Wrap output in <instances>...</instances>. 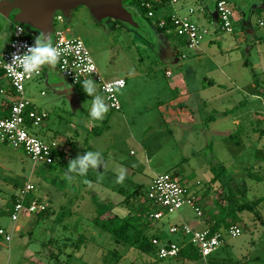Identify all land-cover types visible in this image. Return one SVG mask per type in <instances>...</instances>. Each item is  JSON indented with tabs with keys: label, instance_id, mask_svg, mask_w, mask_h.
I'll return each instance as SVG.
<instances>
[{
	"label": "rangeland",
	"instance_id": "rangeland-1",
	"mask_svg": "<svg viewBox=\"0 0 264 264\" xmlns=\"http://www.w3.org/2000/svg\"><path fill=\"white\" fill-rule=\"evenodd\" d=\"M205 1L210 6L212 17H215L214 6L217 0ZM227 1L234 8L231 16L234 30L232 34L220 30L217 36L215 35L216 24L203 17V0H190L189 7L196 11L192 20L211 31L202 44L203 48L209 45L218 51L221 63L226 59L235 62L239 58L249 62L250 66L243 68L244 73L241 70L242 74L238 75L236 85L227 83L230 89L236 90V86L243 88L256 76L264 80V25H261V22H264V1ZM169 10L170 7L162 8L154 18H149L130 8L140 29H134L114 19L96 21L86 6L69 7V11H72L71 18L65 19L64 24L55 23L56 28L66 32L68 37H79L85 42L103 78L126 79L128 86L125 91L134 94L130 100L128 98L129 103L126 105L127 94L121 91L123 110L117 112L108 107L109 110L102 121H93L89 117L93 97L83 92L82 85L70 84L62 78L56 66L42 67L43 75L26 83L25 97L48 113V119L33 128L32 134L50 143L51 140L45 139L39 133L46 131L62 146L68 145L65 141L68 140V143H73L69 146L74 147V152L84 148L91 150V145H88L91 141L89 138H95L100 150L109 148L112 156L101 155L103 165L90 169L86 176H75V179L70 181L65 176L68 166L62 165L61 158L57 157L53 165L35 164L25 152L0 142V264H34L35 261L51 264L46 256L48 250L57 253L61 249L75 254L70 264H116L107 257V250H118L122 258L119 264H147L134 247L117 245L111 234L96 226L93 219L101 205L114 207L116 202L126 198L115 188L124 187L128 194H132L137 185H141V196L137 204L142 205L144 200H147L154 173L176 175L183 185L202 193L200 195L206 206L203 215H207L210 221L220 216L219 205L227 204V185L237 189L238 197L246 202L264 196V154L255 156V152L250 151L247 138L253 130L251 131V127L246 129L250 126L248 122H243V127L234 128L233 114H230L226 119V126H222L224 120L213 125L207 118L214 115V112L207 110L199 114L201 119L196 125L177 128V124L173 122L163 124L160 115L146 112V105L151 99L145 91L148 90L151 78L156 76L159 87L167 85V66L165 62L159 63V60L166 58L170 46L167 39L157 30V23L163 12ZM13 27L8 20L0 17V51L11 41ZM27 30L33 34L34 39L39 34L31 28ZM245 34L247 36L243 38ZM218 36L221 40H217ZM173 37L169 36L168 39L173 42ZM234 38L245 40L237 45L240 50H231ZM51 40L53 43V39ZM229 48L231 51H228ZM180 51L186 55L187 58L183 60L186 63H191L198 57L196 50L187 46H181ZM209 51L206 50L205 54ZM179 57L181 58V55ZM231 66L235 67L234 64ZM172 69L177 73L181 67ZM221 71L224 73L223 69ZM66 86H71L70 94L65 90ZM97 94L103 96L98 85ZM73 95L80 96L82 107L87 114L78 109L74 110ZM155 111L157 113V110ZM255 114L256 110L252 112L251 118L255 117ZM246 117L250 120L249 114ZM145 118L152 121V128L149 129V124L144 122ZM70 120L75 126H72ZM79 120L84 121L86 130H81L80 127L79 131L76 129ZM112 123V129L109 131L108 125ZM213 126H216L219 133L212 130ZM202 127L203 130H198ZM193 134H202L199 142L193 138L190 143ZM131 135L134 140L130 138ZM257 143L258 136L254 140V149L258 147ZM118 156L130 166L133 165L134 173L129 174V181L124 179L118 183L117 176L106 172L109 168L116 171L121 167L114 160ZM73 158L67 157L65 161L69 163ZM261 165L263 168L258 169ZM28 181L35 185L36 195L51 209L50 214L45 218H38L37 215L22 216L14 223L10 215L13 206L11 195L18 194ZM56 187H66L67 198L58 194ZM60 197L66 200L62 201ZM129 208L132 209V206ZM257 210L261 212L263 222L253 213L240 214L242 220L239 224L244 227V232L237 238L225 236L224 245L209 259H196L191 264L227 261L235 264H264V203ZM61 212L70 213L62 215L64 217L59 219ZM197 218L194 210L185 206L178 213L164 217L155 225L162 226L167 232L171 225L181 226L183 219L191 222ZM154 232V229L149 230L148 236H152ZM81 235L86 237L84 243L79 241ZM7 236H11L10 241L6 240ZM170 238L176 240V236L171 235ZM77 247L84 248L77 252ZM80 254L83 256L81 259ZM144 258L153 263L156 261L155 264H180L172 260H158L156 256L144 255ZM66 259L61 258L63 262L60 264H66Z\"/></svg>",
	"mask_w": 264,
	"mask_h": 264
},
{
	"label": "built area",
	"instance_id": "built-area-1",
	"mask_svg": "<svg viewBox=\"0 0 264 264\" xmlns=\"http://www.w3.org/2000/svg\"><path fill=\"white\" fill-rule=\"evenodd\" d=\"M178 2L179 0H170V3ZM144 6L149 10L148 17L154 18L156 13L152 10V4L146 3ZM216 11L222 30L232 34L234 32L231 22L233 6L227 0H218ZM195 12V9L191 8L188 15L171 14L167 16L168 19L161 18L157 23V28L162 30V34L166 37L174 36L183 40L190 49H197L211 31L192 20L191 17ZM56 22L64 24L65 19L61 14L56 15L52 36L53 45L60 52L57 63L60 75L77 86L82 85L84 79H94L108 107L117 112L121 111L122 104L118 91L126 87V80L103 78L85 42L79 37H68L66 32L56 28ZM19 29H23L20 34H18ZM34 40L27 26L14 23L9 46L0 55V68L4 72L13 95L8 112L0 114V142L15 150L25 152L35 164L53 165L55 163L54 152L58 149V144L45 142L31 133L33 128L46 121L48 114L45 111H38L25 97L26 83L40 78L43 75V68L38 74L28 76L19 63L15 66L11 65L13 54L23 53L27 46L34 45ZM167 74L171 75L170 72ZM0 93L4 94L5 89L1 88ZM147 200L150 205L148 218L154 224L161 222L166 216L178 213L185 206L192 208L197 217H203L198 194L183 185L178 176L170 173L153 175L147 192ZM12 207L11 218L14 223L18 222L22 216L39 215L48 209V205L36 195V187L30 181L19 190L17 200ZM242 233L243 229L239 225L231 226L225 234L222 232L211 234L209 228L197 230L184 223L181 226H171L168 231L169 235L183 239L182 243L166 237L161 240L153 238L152 245L158 260L179 261L180 253L187 245L195 246L203 259H209L224 245L225 236L237 238ZM6 240L10 241L11 236H7Z\"/></svg>",
	"mask_w": 264,
	"mask_h": 264
},
{
	"label": "crops",
	"instance_id": "crops-1",
	"mask_svg": "<svg viewBox=\"0 0 264 264\" xmlns=\"http://www.w3.org/2000/svg\"><path fill=\"white\" fill-rule=\"evenodd\" d=\"M189 1L190 0H179L178 3H170V5L167 6V7H170V10L163 12L162 18L167 17L171 14L188 15L189 10L191 9V7H189V4H190ZM216 2L214 6V12L216 15L215 17H212L211 11L209 9L210 6L208 5V3H206L205 0H203L202 8H203V13H204L203 17H206L212 23L216 24L217 28L216 30H214V32H215V35L217 36L218 34L217 32L220 30L221 31L223 30L221 28V25L219 24L218 14L216 11ZM186 11H188L187 14H184ZM215 20L218 22V24L217 22H213ZM261 23H264V22H261ZM159 33L165 39H167V42H169L168 44L170 46V51L168 52L166 50L167 51L166 58L163 59L162 57L159 60V63L160 61L165 62L167 66L165 69V78L167 79V85L166 87L165 86L159 87L160 85L157 84L156 82V78H155L156 76L151 78V80L149 81L148 90L145 91V93L149 95L151 99V102H148L146 105L147 106L145 108L146 112H148L149 114L152 113V115H160V117L162 118L163 124H169L173 122L177 124L178 126V127L176 126L177 128H179V126L187 128L193 124L196 125L201 119V117H199V114L207 110H212L214 112V115L207 118L208 119L207 121H209L210 124H213V125L224 120L225 122H223L224 124L222 126H226L227 117L230 114L231 115L233 114L234 120H233L232 125L234 128L243 127L244 126L243 122L245 123L248 122L250 126H247L246 129L251 127V131L253 130L252 133L251 132L249 133L248 138H247V144L249 145L250 151L255 152V156H260V155H257L259 153L264 154V80L261 77L258 78L256 76L253 79H251V82L246 84L243 88L236 86V90L233 88L230 89L227 86V83H232V85H236L238 81L237 80L238 75L242 74L243 68L246 69L248 66H250V65H247V63L249 62L245 61L244 58H239V60L236 59L235 62L234 61L230 62L229 59H226L224 60L223 63H221L220 59H218V55H217L218 51H216L214 48H212L209 45H206L207 47H204V48L201 45L199 48L195 49L198 54L197 55L198 57L195 58L193 61H191V63H186L183 60H185L187 57L184 53H181L180 51L181 46L183 45L187 46L186 43L183 40L176 38V37H173L172 38L173 42H171L169 40L170 38L168 39V37L163 35L160 31ZM246 36L247 35L245 34L243 38H246ZM243 38L240 40L234 38L233 42L231 43V46H232L230 47L231 50L232 49H236V51L240 50V48L237 47V45L243 43V41L245 42ZM217 40H221V37L218 36ZM8 46H9V43L6 44V47L3 51H0V55L4 51L7 50ZM230 48L228 49V51H231ZM206 50H210V51L207 54H205ZM247 53H249V51H247ZM180 55L182 59L179 57ZM233 64L235 65V67L231 66ZM172 67H175V68L181 67V70L177 73H174ZM56 69L58 70V64L56 65ZM222 69L224 73L221 71ZM168 72L171 73L170 76L167 74ZM262 74H264V69L262 70ZM127 86H128V82L124 89L118 91V96L120 95L121 91L122 93L124 92L127 94V102H125L126 105L129 103L128 98L130 100L134 94V93L125 91L127 90L126 89ZM1 88L5 89V93L4 94L0 93V114H5L8 112L10 101L13 99V95L11 94V88L8 85V82L5 76H0V89ZM42 94L44 95L45 93L43 92ZM72 97L74 98L73 99L74 101L73 105L75 106L74 110L78 109L80 111L85 112V114H87L86 110L83 109L82 107L80 96L73 95ZM120 97L121 95L119 96V99ZM32 104L38 111H45L43 108L37 106L34 102H32ZM121 104H122V110H123V103L121 102ZM252 108H255V109H252ZM155 110H157V113ZM255 110H256L255 117L252 116L251 118V114ZM248 114H249V119L251 121L248 120L246 117ZM143 120L144 122L148 123L149 126L152 123L151 120L148 121L146 120V118ZM70 122L72 124L73 121L70 120ZM254 123H256V126H254ZM108 124H109V121H108ZM72 126H75V125L72 124ZM112 126H113V123L111 125H108L109 131L112 129ZM78 127H80L81 130H86V128L84 127V121L82 120H79L78 123L76 124L77 130L79 129ZM215 127L216 126H213L212 130L219 133V130ZM150 128L152 127L150 126L149 129ZM230 128H227V129L229 130ZM198 130H203V127L199 128ZM39 133L45 139L51 140L50 143H56L55 138L49 133H47L46 131H41ZM202 134H198V135L193 134L191 136L190 143H192L193 138H196L197 141L199 142ZM96 135L100 136V134H97V133ZM257 136H258V143L256 146L258 147L254 149L253 147L254 140H255V137ZM133 137H134L133 135L130 136L132 140H134ZM89 139H91V141L88 143V145H91L90 147L91 150L89 149L86 150V148H84L82 150L78 149V152L73 151L74 147L69 146V145H72L73 143L72 142L68 143V140H65L68 145L65 144L64 146H62L59 142H57L59 143V145L56 151L63 154V156H60L59 158L62 159V162H65V160H67V157L72 156L74 157L73 159H75L77 158V156L83 155L87 151L100 152L101 155H105V156L111 155L112 156L111 150L109 148H107V150H104V149L100 150V147L96 144L97 141L95 140V138H89ZM118 157H115L114 160H116L119 163V165L126 170L125 180L129 181V178H128L129 174L134 173L132 172L133 165L130 166L129 164L126 163L127 161L121 160L122 159L121 156H118ZM111 158L113 159V157ZM262 168H263V165L259 166L258 169H262ZM109 169L106 172L111 173L113 176H117V171L115 170L112 171L111 169L110 170ZM133 182L134 181L132 180V183ZM122 188L123 187H119L118 189L115 188V190H117V192L120 194L119 190ZM55 190L58 194H62V195H65V193L67 192L66 187L65 188L56 187ZM196 193L200 197V200H201L200 203H201V207H202L203 214H204V209L206 208V206H204L203 198H201V195H200L202 193L200 192H196ZM65 197L67 198L66 195ZM66 198L60 197L62 201H65ZM259 199H263V203H264V196H262ZM124 200L125 199H120L118 202L114 204L115 205L114 207H111L112 212L122 217L126 216L129 213V209L124 203ZM136 205L137 204H135V208H137ZM135 208H133L132 210L134 213H135L134 211ZM206 216L207 215H203V217H198L196 220H193L191 222H187L183 219L182 224L187 223L197 230L208 229L209 227L212 226V224L216 222V218L215 220L213 219L212 221H210L208 217ZM171 226H174V225H171ZM154 227H155L154 228L155 232L156 231L163 232L164 234H166V236L169 239H171L170 238L171 235H169L168 231L166 232L162 226L156 227V225L154 224ZM16 230L18 231L19 227H17ZM176 240H179L180 242L183 241V239L178 238L177 236H176ZM177 262L180 264H191L192 263V261H182V260L177 261ZM34 264H43V261L42 262L35 261Z\"/></svg>",
	"mask_w": 264,
	"mask_h": 264
},
{
	"label": "trees",
	"instance_id": "trees-1",
	"mask_svg": "<svg viewBox=\"0 0 264 264\" xmlns=\"http://www.w3.org/2000/svg\"><path fill=\"white\" fill-rule=\"evenodd\" d=\"M124 6L130 11L131 9H135L142 14H145L148 16L149 10L144 6L146 3H151L153 8L152 10L157 13V11L161 10L162 8H166L168 5H170V0H123ZM168 19L167 17H164ZM29 29V27H27ZM161 33L162 30L158 29ZM31 37H34L33 34H31ZM247 65H250L247 63ZM0 76H4L3 70L0 68ZM99 134V133H97ZM63 156V154L55 151L54 157L55 162L57 157ZM67 162V161H65ZM65 162H62L63 166H68ZM252 177L253 175L250 174ZM259 181V180H258ZM231 184V183H230ZM120 194L124 195L126 198L124 200V203L129 209V213L122 217L114 212H112L111 207H106L101 205L97 209V215L93 219V223L98 226L100 229H102L105 232H108L111 234V236L114 238L117 245H128L130 247H134L138 253L143 257V259L146 261L147 264H155L156 261L153 263L151 260H147L144 258V255L146 256H155V248L152 245V239L158 238V239H164L166 238V234L163 232L156 231L152 236H148V231L153 230L154 224H152V221L149 220L148 214L150 211V205L148 200H144L143 204L139 205L138 200L141 196V185H137L135 188V191L132 194H128V190L126 188H122L119 190ZM227 196L225 198L227 199L226 205H219V217L216 219V222L212 224L211 227H209V230L211 234H216L218 232H222L223 234L226 233V231L234 225H239L244 232V227L240 225V221L242 218L240 217V214H243L245 212L253 213L257 216L259 220L263 222V217L261 215V212L258 209V207L263 203V199H257L254 201L246 202L240 199L238 197L239 192L234 187H230L227 185L226 187ZM12 202L13 204L17 200V194H13L12 196ZM135 204H137V208H135ZM132 206V209L129 207ZM133 208H135V213L132 211ZM50 208L47 209V211L37 215L38 218H45L50 214ZM13 207L11 210L10 215L12 214ZM70 212H61L58 216V218H62L69 214ZM64 215V216H62ZM36 216V215H35ZM215 220V219H214ZM86 240L85 235L80 236V243H84ZM182 243V242H181ZM184 243V242H183ZM84 248V247H82ZM82 248H74L77 250V252H80ZM64 255V256H63ZM75 254L67 250H62L55 253L53 250H48L47 259L50 261L51 264H60V262H63L62 259H66V264H70L72 261V258ZM107 257L111 258L116 264H119L121 261V256L118 254V250H107L106 253ZM59 257V258H58ZM83 258L82 254H80V259ZM202 258L201 255L198 252V249L193 245H187L185 246L181 253H180V259L179 261H194L196 259ZM56 259V260H55ZM136 263V262H135ZM83 264V263H82ZM85 264V263H84ZM215 264H235L234 262L227 261L223 263H215Z\"/></svg>",
	"mask_w": 264,
	"mask_h": 264
},
{
	"label": "water",
	"instance_id": "water-1",
	"mask_svg": "<svg viewBox=\"0 0 264 264\" xmlns=\"http://www.w3.org/2000/svg\"><path fill=\"white\" fill-rule=\"evenodd\" d=\"M79 6H86L96 21L114 19L140 29L123 0H2L0 17L23 24L39 34L49 35L52 39L57 13L60 12L64 19H70L72 11H69V7Z\"/></svg>",
	"mask_w": 264,
	"mask_h": 264
},
{
	"label": "clouds",
	"instance_id": "clouds-1",
	"mask_svg": "<svg viewBox=\"0 0 264 264\" xmlns=\"http://www.w3.org/2000/svg\"><path fill=\"white\" fill-rule=\"evenodd\" d=\"M22 32L23 29L18 30V34ZM59 57L60 52L53 45L50 36L38 34L34 40V45L27 46L26 51L23 53L13 54V62L11 65L15 66L19 63L26 75L33 76L38 74L44 66L55 67ZM82 89L87 96L93 97L92 106L89 111L90 119L93 121H102L109 108L104 97L97 94L96 82L91 78L84 79L82 81ZM65 90L70 94L71 86H66ZM101 165H103L101 153L87 151L85 154L69 161L65 176L71 181L75 179V176H86L89 169H97ZM116 171L117 182H122L125 179L126 170L120 167Z\"/></svg>",
	"mask_w": 264,
	"mask_h": 264
},
{
	"label": "flooded vegetation",
	"instance_id": "flooded-vegetation-1",
	"mask_svg": "<svg viewBox=\"0 0 264 264\" xmlns=\"http://www.w3.org/2000/svg\"><path fill=\"white\" fill-rule=\"evenodd\" d=\"M9 24H10V26H14V23H13V21L11 20V21H9Z\"/></svg>",
	"mask_w": 264,
	"mask_h": 264
}]
</instances>
